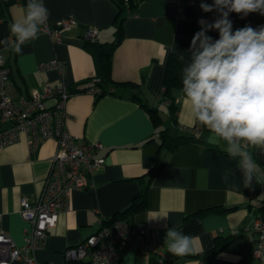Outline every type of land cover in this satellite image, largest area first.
<instances>
[{"label":"crops","instance_id":"crops-1","mask_svg":"<svg viewBox=\"0 0 264 264\" xmlns=\"http://www.w3.org/2000/svg\"><path fill=\"white\" fill-rule=\"evenodd\" d=\"M27 2L0 0V51L11 69L9 92L14 98L27 97L45 84L60 83L56 71H37L38 63L52 58L65 63L66 86L91 85L97 77L95 62L84 47L82 34L86 28H94L99 42H111L121 22V38L110 58L112 93L95 97L79 92L71 94L65 104L67 131L81 141L101 143L98 155L105 163L94 173L83 174L84 188L73 191L70 207L59 213L44 244L35 250L38 264H90L87 255L66 258L65 250L95 233L103 220L138 202L136 196L141 192L146 195L143 206L125 219L146 228L152 248L143 252L135 243H128L118 249L117 264H158L161 254L167 258L165 264H236L239 259H245L246 264H264V257L252 255L253 244L240 236L211 261L207 254L217 237L240 234L242 228L250 234L254 219L264 217V144L240 143L241 151L247 152L254 164L246 187L242 156H231L229 145L217 134L205 127L196 135L199 141H187L168 151L160 147L159 128L144 106L158 110L161 127L179 133H187L182 127H194L192 105L181 91L183 70L192 63L193 54L202 51L203 38H209V44L220 39L219 30L209 27L223 19L214 0H141L133 11H125L124 19V13L117 18L114 0H42L49 24L62 18H71L76 24L62 31L59 41L39 31L37 38L20 45L17 52L9 25L22 17ZM202 4L212 10L204 11ZM249 14L258 28L264 25L259 11ZM227 20L233 33L243 29L235 20ZM198 33L203 35L193 47ZM170 54L180 61V85L172 89V99L163 93ZM169 100L177 109L174 124ZM55 150V140L48 139L30 151L23 136L0 150V229L16 245L23 243L26 227L19 213L20 200L36 202ZM161 162L162 169L149 179L148 171ZM213 207L229 210L205 211ZM169 229L193 237L195 250L183 256L168 252L165 240Z\"/></svg>","mask_w":264,"mask_h":264},{"label":"built area","instance_id":"built-area-1","mask_svg":"<svg viewBox=\"0 0 264 264\" xmlns=\"http://www.w3.org/2000/svg\"><path fill=\"white\" fill-rule=\"evenodd\" d=\"M36 2L41 3L40 0ZM242 19L244 27L258 29L249 13H242ZM75 24L71 18H62L51 25L46 18L38 27L41 33L59 41L62 31L71 29ZM82 38L95 41L98 39V30L86 28ZM36 67L38 72L56 71L60 83L56 86L45 84L42 90H33L27 97L14 98L9 92L11 69L0 51V150L17 142L22 136L30 151L48 139L56 142V150L36 202L31 204L25 198L20 200L19 213L26 223L23 243L16 245L0 229V264H10L12 261L38 264L35 250L44 244L47 231L55 226L59 213L70 207L73 191L84 188L83 174H92L105 163L104 158L98 155L101 143L81 141L66 129L68 115L65 104L71 93L63 82L65 63L52 58L38 63ZM98 80V77H94L86 92L99 93ZM182 130L193 135L201 133L196 127H182ZM249 231L250 234L245 232L247 236H256L252 255L256 258L264 257V217L257 216ZM128 243H135L143 252L152 248L144 226L134 225L127 219L103 220L95 233L65 250L64 254L66 258L87 255L90 264H117L118 249ZM166 260V256L161 254L158 264H165Z\"/></svg>","mask_w":264,"mask_h":264},{"label":"clouds","instance_id":"clouds-1","mask_svg":"<svg viewBox=\"0 0 264 264\" xmlns=\"http://www.w3.org/2000/svg\"><path fill=\"white\" fill-rule=\"evenodd\" d=\"M216 6L247 15L259 11L264 15V0H214ZM204 11L212 6L201 5ZM47 10L36 0H28L24 14L14 18L9 30L15 36L16 51L29 39L37 38ZM224 19L209 25L219 30L220 39L209 44L201 40L202 51L193 54L182 80V93L190 101L197 123L225 140L231 156H242L245 186H249L254 171L251 156L240 149L241 141L252 145L264 144V25L254 30L250 26L234 33L231 23ZM198 33L192 40L202 37ZM165 245L175 256L191 254L195 249L193 237L169 229Z\"/></svg>","mask_w":264,"mask_h":264},{"label":"trees","instance_id":"trees-1","mask_svg":"<svg viewBox=\"0 0 264 264\" xmlns=\"http://www.w3.org/2000/svg\"><path fill=\"white\" fill-rule=\"evenodd\" d=\"M116 7H117V13L116 16L117 18H120L122 14L124 13V16L121 17L124 19L126 16L125 11H133V9L137 6L138 2L141 0H114ZM218 10V15L221 18H225L223 13H227V19H233L238 23V26L241 28H244V23L242 19V13L237 14L235 12H231L228 10L227 6H217ZM252 17V16H251ZM118 20V19H117ZM257 26V25H256ZM258 27V26H257ZM259 29V28H258ZM116 38L114 41L111 42H99L98 39L95 41H90V40H83L84 41V47L86 50H88L95 62V68H96V76L98 77V87L100 89L99 93L94 94L95 97L102 96L106 93H112L111 89H109L110 86V58H111V53L113 49L115 48L116 44L121 38V22L120 20L118 21L116 25ZM126 85H132V84H126ZM180 85V61L178 56L174 54H170L167 62H166V68H165V73H164V78H163V93L166 97H169L172 99V96L170 97V93L173 88L179 87ZM90 86V85H89ZM68 87V86H67ZM87 89L86 88H70L68 87V90L71 94L79 93V92H85ZM148 111L149 117L154 124L155 127L159 128V141H160V147L171 151L174 148H176L179 144L185 143L187 141L191 140H196L199 141L200 139L193 134H187V133H179L177 131H172L171 128L167 127H161L162 125V120L159 116L158 110L154 107H148L144 105ZM169 108V116L173 122V124L176 122V107L174 105V102L169 100L168 104ZM200 125V126H197ZM194 127L197 129L201 130H206L204 126H202L199 123H195ZM222 140V139H221ZM226 142V141H225ZM164 166V163H156L149 171H148V176L149 179L153 178ZM145 193L141 192L139 193L136 197H138L139 201L132 202V204L126 208L122 213L120 214H115L113 217L109 218L108 220H116V219H125L128 217L129 214L133 213L134 211L140 209L144 202H145ZM135 199V198H134ZM137 199V198H136ZM212 211V210H229V209H224V208H218V207H213L206 209L205 211ZM240 236L246 241L251 242L252 244H255L256 242V236L255 234H252L251 237L247 236L245 233V229L240 230V234H234V235H228L226 237H217L215 240V243L213 247L207 252L208 257L210 261L216 256L218 251H220L229 241L232 239ZM251 239V240H250ZM236 264H246L245 259H239Z\"/></svg>","mask_w":264,"mask_h":264}]
</instances>
